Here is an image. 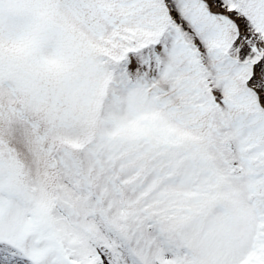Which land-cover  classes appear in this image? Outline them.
Returning <instances> with one entry per match:
<instances>
[{"label": "snow or ice", "instance_id": "snow-or-ice-1", "mask_svg": "<svg viewBox=\"0 0 264 264\" xmlns=\"http://www.w3.org/2000/svg\"><path fill=\"white\" fill-rule=\"evenodd\" d=\"M0 264H264V0H0Z\"/></svg>", "mask_w": 264, "mask_h": 264}]
</instances>
